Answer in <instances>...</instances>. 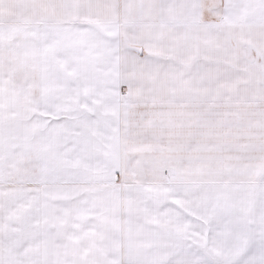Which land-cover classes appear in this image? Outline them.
<instances>
[{"label": "snow or ice", "instance_id": "6c2138e0", "mask_svg": "<svg viewBox=\"0 0 264 264\" xmlns=\"http://www.w3.org/2000/svg\"><path fill=\"white\" fill-rule=\"evenodd\" d=\"M0 264H264V0H0Z\"/></svg>", "mask_w": 264, "mask_h": 264}]
</instances>
